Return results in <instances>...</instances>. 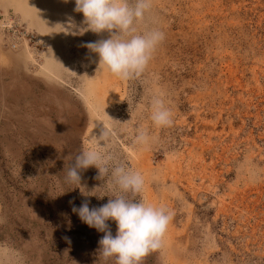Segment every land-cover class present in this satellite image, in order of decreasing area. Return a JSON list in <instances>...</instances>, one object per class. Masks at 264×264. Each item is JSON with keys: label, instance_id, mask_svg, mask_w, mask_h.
I'll return each mask as SVG.
<instances>
[{"label": "rangeland", "instance_id": "1", "mask_svg": "<svg viewBox=\"0 0 264 264\" xmlns=\"http://www.w3.org/2000/svg\"><path fill=\"white\" fill-rule=\"evenodd\" d=\"M46 3L60 19L30 25L0 0L19 31L0 26V264H116L99 254L104 233L73 212L114 198L111 176L80 171L102 199L66 182L89 144L144 175L136 199L173 213L141 264H264V0H151L137 31L165 39L129 80L99 65L89 45L110 33L88 29L75 0ZM158 95L169 127L150 118ZM141 129L150 147L136 143Z\"/></svg>", "mask_w": 264, "mask_h": 264}, {"label": "clouds", "instance_id": "2", "mask_svg": "<svg viewBox=\"0 0 264 264\" xmlns=\"http://www.w3.org/2000/svg\"><path fill=\"white\" fill-rule=\"evenodd\" d=\"M75 5V11L83 13L88 29L98 34L110 33V38L89 45L98 54L99 65L122 80L140 77L165 39V33L158 28L137 31L136 25L151 10V0H75ZM150 118L157 127L173 124L172 112L162 96L152 98ZM135 140L145 148L152 143V137L143 129L138 130ZM93 166L99 170V178L111 176L108 187L117 194L99 207L90 208V201L85 200L80 207L74 206L73 212L89 227L104 233L99 241L100 255L106 259L114 257L116 264H141L144 256L163 246L173 213L164 206L136 199L144 191V175L95 144L86 146L76 155L75 163L69 164L66 182L77 185L84 196L102 199L107 194L85 191L81 183L80 171ZM250 175L258 179L260 174L252 171ZM109 221L117 226L115 235ZM3 254L6 253H0Z\"/></svg>", "mask_w": 264, "mask_h": 264}, {"label": "bare ground", "instance_id": "3", "mask_svg": "<svg viewBox=\"0 0 264 264\" xmlns=\"http://www.w3.org/2000/svg\"><path fill=\"white\" fill-rule=\"evenodd\" d=\"M34 1V5H30L29 3H27V0H2L3 4H6L5 6H10L14 9V13L18 15V18L20 19H25L27 22V24L30 25H36L37 21L39 23H42L45 19L43 18L45 15H49L51 17L52 13H56L53 15L52 19H57V17L60 19V12H57L56 10L54 11H48L47 7V0H33ZM37 1V2H35ZM41 3L45 4V7L41 6ZM42 9H41V8ZM50 8V7H48ZM53 8V7H52ZM55 9V8H54ZM6 14H8V12H6ZM58 15V16H57ZM53 23V22H52ZM28 26V25H27ZM42 26V25H41ZM45 26V25H44ZM39 28H42L39 26ZM53 35L55 33H58L57 31H54L53 28ZM55 47H53V53L51 54L50 52L48 53H44V57H45V70L48 68H51L52 65L54 64V62L56 61V56L57 53L55 51ZM55 51V52H54ZM43 56V54H42ZM54 66V65H53ZM93 73H90V75ZM93 76V75H91Z\"/></svg>", "mask_w": 264, "mask_h": 264}, {"label": "built area", "instance_id": "4", "mask_svg": "<svg viewBox=\"0 0 264 264\" xmlns=\"http://www.w3.org/2000/svg\"><path fill=\"white\" fill-rule=\"evenodd\" d=\"M0 26L4 29H8L9 31L10 30H13V36L15 34H18L19 31L18 29L15 28V21L12 19V17L10 15H4L2 16V18H0ZM11 45L15 48V47H18L19 45L14 42V43H11Z\"/></svg>", "mask_w": 264, "mask_h": 264}]
</instances>
